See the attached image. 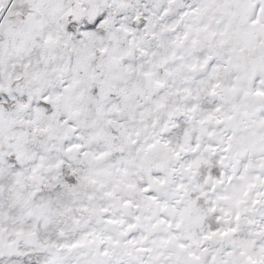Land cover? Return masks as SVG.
Here are the masks:
<instances>
[{"label": "snow or ice", "instance_id": "obj_1", "mask_svg": "<svg viewBox=\"0 0 264 264\" xmlns=\"http://www.w3.org/2000/svg\"><path fill=\"white\" fill-rule=\"evenodd\" d=\"M0 264H264V0H0Z\"/></svg>", "mask_w": 264, "mask_h": 264}]
</instances>
